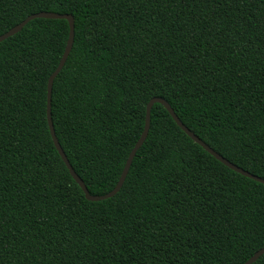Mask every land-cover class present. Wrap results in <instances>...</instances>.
<instances>
[{"label": "trees", "instance_id": "16d2710c", "mask_svg": "<svg viewBox=\"0 0 264 264\" xmlns=\"http://www.w3.org/2000/svg\"><path fill=\"white\" fill-rule=\"evenodd\" d=\"M42 11L74 17L52 118L91 194L116 186L155 97L264 178V0H0V35ZM69 32L36 18L0 42V264H244L264 247V184L160 103L121 190L86 198L47 118Z\"/></svg>", "mask_w": 264, "mask_h": 264}, {"label": "water", "instance_id": "95a60500", "mask_svg": "<svg viewBox=\"0 0 264 264\" xmlns=\"http://www.w3.org/2000/svg\"><path fill=\"white\" fill-rule=\"evenodd\" d=\"M36 18H48V19H66L69 22V27H70V32H69V38L64 50V53L61 57V60L55 69V71L50 75L48 79V85H47V118H48V123L50 127V132L51 136L53 138L55 147L57 148L59 154L61 155L62 159L64 160L67 168L69 169L72 177L74 180L79 184V186L82 188V190L85 193V196L88 200L90 201H101L105 199H109L114 197L123 187L125 180L128 176V173L130 171L131 165L133 163V160L139 151V149L142 147L144 144L145 140L147 139L149 129H150V124H151V110L152 107L155 103H160L165 106V108L169 111L173 119L176 121L178 126L190 137L194 140V142L198 143L200 146H202L207 152H209L212 156H214L216 159H218L220 162H222L224 165L229 167L230 169L248 177L251 178L255 181H258L260 183L264 184V178L257 176L255 174H252L251 172L237 166L236 164L232 163L225 157H223L221 154L216 152L212 147H210L206 142H204L199 136H197L194 132H192L177 116L171 105L163 98L160 97H155L150 100V102L147 105V111H146V123H145V128L140 136L139 140L136 142L135 146L131 150L129 157L126 161V164L124 166V169L121 173V176L114 187L113 190L106 194L102 195H93L89 192L85 182L82 180V178L76 173L75 169L73 168L72 164L70 163L66 153L64 152L58 137L56 135L55 127H54V122L52 118V93H53V85L56 77L58 74L61 72L63 69L64 65L66 64L68 57L73 49L74 45V39H75V21L74 17L71 14H59L55 12H38L35 14H32L28 16L25 20H23L21 23L17 24L13 28H11L9 31L6 33L0 35V42L6 40L7 38L15 35L16 33L20 32L25 25H27L30 21L36 19ZM264 254V247L258 250L251 258H249L244 264H253L255 263L262 255Z\"/></svg>", "mask_w": 264, "mask_h": 264}]
</instances>
